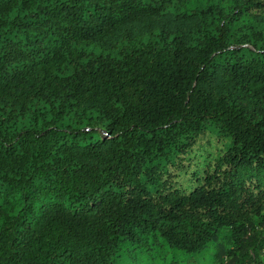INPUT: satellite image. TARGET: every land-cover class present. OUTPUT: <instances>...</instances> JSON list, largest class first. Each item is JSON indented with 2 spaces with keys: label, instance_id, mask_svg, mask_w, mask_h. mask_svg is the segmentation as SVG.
<instances>
[{
  "label": "trees",
  "instance_id": "obj_1",
  "mask_svg": "<svg viewBox=\"0 0 264 264\" xmlns=\"http://www.w3.org/2000/svg\"><path fill=\"white\" fill-rule=\"evenodd\" d=\"M0 264H264V0H0Z\"/></svg>",
  "mask_w": 264,
  "mask_h": 264
}]
</instances>
